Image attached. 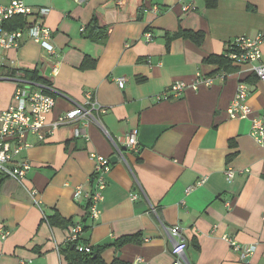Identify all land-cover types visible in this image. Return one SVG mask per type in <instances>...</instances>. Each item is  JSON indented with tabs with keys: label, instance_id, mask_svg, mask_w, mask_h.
<instances>
[{
	"label": "crops",
	"instance_id": "1",
	"mask_svg": "<svg viewBox=\"0 0 264 264\" xmlns=\"http://www.w3.org/2000/svg\"><path fill=\"white\" fill-rule=\"evenodd\" d=\"M22 1L50 10L43 22L55 49L49 54L27 38L0 49V111L11 105L24 72L36 70L45 85L26 82L55 98L49 121L87 105L88 92L108 113L95 112L99 124L67 125L45 141L27 137L30 147L18 157L30 164L24 185L3 177L0 186V264H67L61 249L69 229L50 225L56 213L87 227L83 244L110 245L101 254L106 264H173L174 226L186 236L187 264H264V149L250 136V120L228 113L245 84L253 116L264 121V82L227 56L237 39L264 33V0ZM188 5L195 9L185 12ZM26 22L16 17L5 29ZM183 32L203 33L202 44ZM261 51L264 62V45ZM223 55L228 67L205 61ZM198 75L213 84L158 100L172 84ZM117 79H125L123 88ZM133 132L137 149L121 144ZM93 154L115 159L97 222L87 215ZM228 168L236 171L232 181ZM3 230L10 231L6 240ZM126 237L134 239L112 246ZM226 239L257 250L243 262Z\"/></svg>",
	"mask_w": 264,
	"mask_h": 264
},
{
	"label": "built area",
	"instance_id": "2",
	"mask_svg": "<svg viewBox=\"0 0 264 264\" xmlns=\"http://www.w3.org/2000/svg\"><path fill=\"white\" fill-rule=\"evenodd\" d=\"M78 4H82L89 0H75ZM195 8L192 5L185 6L183 10L189 12ZM47 8H35L27 5L22 0H11L8 4L0 0V49L11 50L19 47L24 38L32 40L39 44L49 54L54 52L53 35L43 18L49 14ZM16 17H22L27 20L23 29L15 31H7L5 25ZM148 41L152 40L150 33L146 34ZM264 45V33L257 37L237 39L229 48L228 58L235 63L249 65L250 70L264 82V62L261 47ZM214 82L213 78L198 77L191 83L176 82L172 84L158 100L179 99L187 90L198 91L204 86H211ZM116 83L119 87L125 86V79H117ZM250 89L245 84H240L236 96L228 109V113L232 119H249L251 138L264 149V121L253 116V111L247 104ZM87 105L76 104L69 112L61 115L53 121H49V115L56 106L55 98L48 94L44 89L37 90L33 88L29 82L18 81L12 98V103L5 111H0V177L10 178L24 185V181L30 164L26 160H18L21 153L28 149L30 145L27 142L29 135H34L39 141H45L51 137L61 127L80 123L82 129L89 123L99 124L95 112L98 114H107L108 109L100 106L94 99L91 92L87 93ZM87 135L83 131H77V134ZM121 144L132 149H137L138 139L137 133H130L127 138L121 141ZM91 158L95 162L94 180L95 191L91 195H87L89 200L88 217L94 222L100 219V204L104 200L103 191L107 188V176L112 171V162L109 158L93 154ZM235 170L228 168L226 170V178L232 181L235 176ZM204 181L199 183L202 185ZM193 187L188 189L191 192ZM81 194L79 188L76 192L78 197ZM133 201L138 199L135 194L131 195ZM38 205V200L35 201ZM152 210L154 208L152 207ZM264 220V217H263ZM170 235L176 241L172 249L174 256L173 264H187L185 259V250L187 249L186 236L179 226L169 229ZM83 234V225L75 223L71 228L67 241L74 243L79 240ZM10 235V231L3 230L1 239L6 240ZM233 252L239 255L243 262H248L255 254L257 247L241 246L233 239H226ZM78 250L90 254V246L79 245Z\"/></svg>",
	"mask_w": 264,
	"mask_h": 264
},
{
	"label": "trees",
	"instance_id": "3",
	"mask_svg": "<svg viewBox=\"0 0 264 264\" xmlns=\"http://www.w3.org/2000/svg\"><path fill=\"white\" fill-rule=\"evenodd\" d=\"M214 2H216V0H214ZM17 22L19 23L21 27L24 26V23L22 22V20L19 19ZM86 36H88V34H86ZM182 36L186 39H190L196 42L198 45H201L204 39L203 33L183 32ZM88 37H91V36H88ZM205 61L208 63H216L220 66V68L228 67V65L230 64L224 55L223 56H210ZM23 81H29V82L31 81V82L45 85V81L41 77L38 76L36 70H33L31 72L25 71ZM47 93L50 94L49 92ZM3 181H4L3 177H0V186L3 183ZM49 223L52 227L67 228L69 229V233L71 231V228L75 224L72 221H68L64 219L58 213L49 217ZM86 230H87V227L84 225L83 233ZM133 239L134 238L132 237L122 238L118 240L115 244H113L112 246L115 247L117 250H119L126 243L133 241ZM82 241H83V235H81L79 240L74 243L66 242V245L61 249V253L64 256L67 264H106L105 261L102 259L101 254L103 250L110 247V245L102 246L99 248L91 247L90 248L91 253L88 254L85 252H80L77 248L79 245L87 246L83 244ZM112 264H127V263H124L120 259H116Z\"/></svg>",
	"mask_w": 264,
	"mask_h": 264
},
{
	"label": "water",
	"instance_id": "4",
	"mask_svg": "<svg viewBox=\"0 0 264 264\" xmlns=\"http://www.w3.org/2000/svg\"><path fill=\"white\" fill-rule=\"evenodd\" d=\"M112 162H115V159H112Z\"/></svg>",
	"mask_w": 264,
	"mask_h": 264
}]
</instances>
